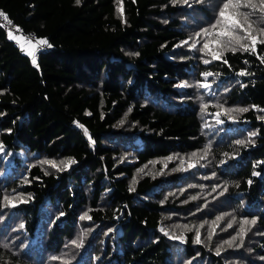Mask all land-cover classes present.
<instances>
[{
  "label": "trees",
  "instance_id": "trees-1",
  "mask_svg": "<svg viewBox=\"0 0 264 264\" xmlns=\"http://www.w3.org/2000/svg\"><path fill=\"white\" fill-rule=\"evenodd\" d=\"M223 3L0 0L48 46L0 27V264H264V43L204 48Z\"/></svg>",
  "mask_w": 264,
  "mask_h": 264
},
{
  "label": "snow or ice",
  "instance_id": "snow-or-ice-1",
  "mask_svg": "<svg viewBox=\"0 0 264 264\" xmlns=\"http://www.w3.org/2000/svg\"><path fill=\"white\" fill-rule=\"evenodd\" d=\"M187 2V0H185ZM79 3V0H77ZM242 8L249 9V11H241ZM259 12L260 16L257 17L256 21H253L251 18L254 13ZM2 15V13H0ZM257 23L259 25H264V0H259L257 4L255 0H224L222 7L219 10L218 18L216 23L211 26L212 29L219 28V31L215 33L218 39L215 41L218 46L222 47L224 50H230L236 52L237 46L240 50L244 51H255V46L258 42L264 43V40H259L257 35L253 34V24ZM260 33L264 35V26H261L259 29ZM205 34L210 32V29L204 30ZM244 33V35H241ZM199 35V34H198ZM226 37V40H220L219 38ZM10 39H18L13 35H9ZM247 40L250 44H244L242 41ZM47 41L40 40L39 44H46ZM195 47V45H193ZM208 44L205 43L204 48H208ZM29 55L33 56V64L36 63L34 53L30 50ZM213 59H220V54L213 52ZM264 60V58H262ZM227 63V61H224ZM208 63V61H205ZM246 73L241 72L240 75H245ZM205 76L212 75L211 73H204ZM208 87V85H204ZM239 111H247V109H239ZM240 143V142H238ZM68 163H74L70 161ZM53 167L56 165L53 163ZM12 206H15L14 204ZM83 218V217H82ZM219 219V218H218ZM254 223V221H253ZM197 242L199 238L197 237Z\"/></svg>",
  "mask_w": 264,
  "mask_h": 264
},
{
  "label": "built area",
  "instance_id": "built-area-1",
  "mask_svg": "<svg viewBox=\"0 0 264 264\" xmlns=\"http://www.w3.org/2000/svg\"><path fill=\"white\" fill-rule=\"evenodd\" d=\"M0 13L2 12L0 11ZM0 27L5 30L9 35L11 34L18 38L13 40L26 53L31 50L34 53V56H37L38 53L43 52L48 48L47 44H39L40 39H37L36 36H34L33 34L24 35L22 31L18 28V26H16L4 13L0 15Z\"/></svg>",
  "mask_w": 264,
  "mask_h": 264
},
{
  "label": "rangeland",
  "instance_id": "rangeland-1",
  "mask_svg": "<svg viewBox=\"0 0 264 264\" xmlns=\"http://www.w3.org/2000/svg\"><path fill=\"white\" fill-rule=\"evenodd\" d=\"M255 2H256V0H255ZM256 3H259V0H257V2ZM222 7V6H221ZM220 7V8H221ZM241 11H249V9H245V8H242L241 9ZM255 15V14H254ZM253 15V16H254ZM217 18H218V15H217V17L214 19V22H213V24H215L216 23V20H217ZM253 21H254V18L252 17L251 18ZM253 26H254V24H253ZM213 31H215V33L217 32V31H219V28H217V29H214ZM218 39V37L216 36V35H214V36H212L209 40H208V45H212V47H211V49H215V50H219V49H223L222 47H220V46H218L217 45V43H215V41ZM220 40H226L227 38L226 37H223V38H219ZM31 46H32V44H31ZM36 49V48H35Z\"/></svg>",
  "mask_w": 264,
  "mask_h": 264
}]
</instances>
